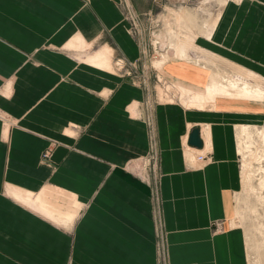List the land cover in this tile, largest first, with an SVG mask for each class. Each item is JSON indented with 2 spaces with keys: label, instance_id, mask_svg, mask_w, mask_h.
<instances>
[{
  "label": "crops",
  "instance_id": "0c3cea01",
  "mask_svg": "<svg viewBox=\"0 0 264 264\" xmlns=\"http://www.w3.org/2000/svg\"><path fill=\"white\" fill-rule=\"evenodd\" d=\"M198 43L199 66L165 67L180 82L201 89L207 68L209 84L214 57L264 81V0H225ZM139 53L120 0H0V264H156L155 198L169 264H247L243 231L211 226L229 223L237 129L261 123L262 106L159 102L111 67ZM147 98L155 187L129 167L148 151ZM195 127L202 148L192 149L212 161L192 169L184 143Z\"/></svg>",
  "mask_w": 264,
  "mask_h": 264
},
{
  "label": "rangeland",
  "instance_id": "374dc122",
  "mask_svg": "<svg viewBox=\"0 0 264 264\" xmlns=\"http://www.w3.org/2000/svg\"><path fill=\"white\" fill-rule=\"evenodd\" d=\"M224 3L225 0H120L129 34L137 42L140 53L137 61L133 63L116 59L111 67L133 84L134 81L141 83L146 81L148 88L150 85L153 86V94L156 95L155 100L159 102L180 103L191 109H194L195 106L198 108L205 107L204 104L198 103L193 96L195 90L200 87L196 88L194 85L180 82L176 78L177 76L172 75L165 67L168 64L174 66L179 63H181L180 66H184L185 63L199 66V58H202L203 53L199 49L198 40L201 34L208 35L210 33ZM130 16H134L135 20L132 21ZM159 38L167 40V46H165L167 50L166 48L162 49L159 45ZM77 48L80 51V48L83 47L79 46L74 49ZM95 48L97 46H91L88 51ZM107 54L109 53L107 52ZM109 57L107 58L110 59ZM206 57L208 55L203 54V59ZM209 59L213 63L210 82L208 84L210 71L203 68L205 69L203 72L206 74V80L199 86H203L202 89L207 84L208 86L216 84L221 89L217 95L220 99L211 102L210 105L213 103L212 107L217 102L251 100L259 101L264 110V92L261 94H258L257 91L251 92L256 85L264 91V81H260L257 77L216 57ZM235 76H240L250 82L251 88L248 86L250 93L238 94L241 85L234 83L238 81L230 79V77ZM208 86L205 89H199V91L206 93L209 89ZM242 127L245 128L242 138L236 134L241 184L239 191L233 198V213L230 215L226 228L221 222L213 223L211 228L213 233H220L231 227L242 230L246 241L247 264H264V136L261 135V130L264 129V118L261 123L255 126L239 125L237 133ZM202 130L205 135L208 134L206 125H202ZM45 152L49 151H44L43 157L47 156H45ZM185 157L188 158L186 151ZM133 166L136 167V164L131 163L129 167L133 168ZM197 167L199 164L195 163L189 168L196 169ZM149 169L150 173L147 177L150 178L151 185L155 187L157 165L154 170L153 167H149ZM154 200L156 264H169L168 246L163 244L166 242L164 239L166 232L161 229L156 198Z\"/></svg>",
  "mask_w": 264,
  "mask_h": 264
},
{
  "label": "built area",
  "instance_id": "2783aa9c",
  "mask_svg": "<svg viewBox=\"0 0 264 264\" xmlns=\"http://www.w3.org/2000/svg\"><path fill=\"white\" fill-rule=\"evenodd\" d=\"M132 21L135 20L134 16H130ZM141 86L147 87L146 81L140 82ZM143 84V85H142ZM139 118L145 123L146 126V133H147V141H148V151L144 158L140 159L136 167L138 172L139 170L147 171V175L150 173L149 167H154L157 164L158 160V150H157V143L155 138V122L153 117V102L151 99L147 98L142 104V113L140 114ZM202 130V129H201ZM201 139V138H200ZM185 151L189 155L187 161L190 163H197L199 165L205 164L212 161L211 155H207L204 153H198L194 148L189 146L187 142L184 143ZM193 148V149H192ZM48 152H45V156Z\"/></svg>",
  "mask_w": 264,
  "mask_h": 264
},
{
  "label": "bare ground",
  "instance_id": "6f19581e",
  "mask_svg": "<svg viewBox=\"0 0 264 264\" xmlns=\"http://www.w3.org/2000/svg\"><path fill=\"white\" fill-rule=\"evenodd\" d=\"M157 38V37H156ZM159 45H161V47H162V49L164 48H166V50H167V47H165V46H167V40L165 39H160L159 38ZM72 46V45H71ZM70 47V46H69ZM73 47V46H72ZM165 50V51H166ZM164 51V50H163ZM164 51V52H165ZM161 52H162V50H161ZM100 54V55H99ZM95 59L98 61V64L99 65H103V66H107V61L105 60V58H102V57H104V54H101V52H97L96 53V55H95ZM100 58H102V59H100ZM230 79H233L234 81H238V82H234V83H238L239 85H241V88H240V90H239V92H238V94L239 95H245V94H248V93H250V90H248V86L250 87V84L247 82V79H245V78H242V77H240V76H235V77H230ZM232 81V80H231ZM231 83V82H230ZM254 86V85H253ZM208 91L206 92V93H201L200 91H199V89L197 88L196 90H195V92H194V98L198 101V103H201V105L202 104H204V106L205 107H208V108H213L212 107V105H213V103L210 105V103L211 102H213L214 100L216 101H218V99H220V98H218V96L217 95H219V92H220V90L221 89H219V87H218V85H216V84H211V85H209L208 86ZM251 88V87H250ZM258 89H260V88H257V86H255V87H253V90L251 91L252 93H254L255 91H257L258 92ZM200 90H202V89H200ZM218 94H217V93ZM264 91L262 90V89H260L259 90V93L258 94H261V93H263ZM221 93H223V92H221ZM220 93V94H221ZM224 95H228V94H224ZM222 98V97H221ZM215 104V103H214ZM205 107H200V108H205ZM241 130H239L238 131V133H237V136L239 137V138H242V136H243V134H244V132H243V129H245L244 127H242V128H240ZM262 132H261V135L262 136H264V129H262L261 130ZM200 135V134H199ZM187 139V138H186ZM186 141V140H185ZM13 196H14V194H12ZM22 196L21 195H19V198H21ZM24 199V198H23ZM43 209V208H42ZM45 211V210H44ZM48 212V211H47Z\"/></svg>",
  "mask_w": 264,
  "mask_h": 264
},
{
  "label": "water",
  "instance_id": "95a60500",
  "mask_svg": "<svg viewBox=\"0 0 264 264\" xmlns=\"http://www.w3.org/2000/svg\"><path fill=\"white\" fill-rule=\"evenodd\" d=\"M187 144L193 148L201 149L202 148V141L199 135V129L195 127L192 129L188 136Z\"/></svg>",
  "mask_w": 264,
  "mask_h": 264
}]
</instances>
